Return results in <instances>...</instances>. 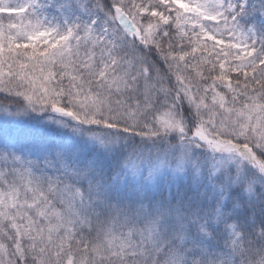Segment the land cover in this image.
Listing matches in <instances>:
<instances>
[{"label":"snow or ice","instance_id":"6c2138e0","mask_svg":"<svg viewBox=\"0 0 264 264\" xmlns=\"http://www.w3.org/2000/svg\"><path fill=\"white\" fill-rule=\"evenodd\" d=\"M0 264H264V0H0Z\"/></svg>","mask_w":264,"mask_h":264}]
</instances>
